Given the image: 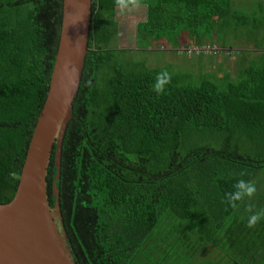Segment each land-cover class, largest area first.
<instances>
[{"label":"trees","instance_id":"obj_1","mask_svg":"<svg viewBox=\"0 0 264 264\" xmlns=\"http://www.w3.org/2000/svg\"><path fill=\"white\" fill-rule=\"evenodd\" d=\"M145 5L137 31L150 39L180 44L186 35L187 45L203 47L245 38L261 53L244 57L241 80L223 90L180 76L186 81L172 77L157 96L152 85L162 70L122 58L129 50L102 47L114 35L118 8L114 0H92L89 52L57 182L76 264H130L148 247L160 250L158 235L169 228L192 234V251L213 244L226 254L231 241L222 228L230 240L236 220H248L237 212L242 202L232 208L225 194L264 170V2L245 13L233 0ZM62 9L63 0H0V204L16 193L47 97ZM54 151L46 179L51 207Z\"/></svg>","mask_w":264,"mask_h":264},{"label":"water","instance_id":"obj_2","mask_svg":"<svg viewBox=\"0 0 264 264\" xmlns=\"http://www.w3.org/2000/svg\"><path fill=\"white\" fill-rule=\"evenodd\" d=\"M91 21L92 0H63L47 97L28 145L16 193L10 202L0 204V264H76L62 220L57 182L63 139L73 118V104L89 52ZM54 148L57 172L51 207L46 179Z\"/></svg>","mask_w":264,"mask_h":264},{"label":"rangeland","instance_id":"obj_3","mask_svg":"<svg viewBox=\"0 0 264 264\" xmlns=\"http://www.w3.org/2000/svg\"><path fill=\"white\" fill-rule=\"evenodd\" d=\"M257 1L233 0V5L238 11L245 13L252 11L257 5ZM260 1L264 2V0ZM130 14L131 12L119 14V18L125 17L123 20H126V22L123 20L119 21L116 16L114 17L117 23L114 28V35L111 41L108 44H102V47L117 49L122 47L123 43L121 41L124 40L131 43L133 48L129 50L130 52L124 53L122 58L127 61L142 63L148 68L167 70L172 77L186 76L191 84L192 80L198 83L201 79H205L217 84L220 90H223L228 83L241 80V78H236V76L239 72L240 61L244 57L249 60V58L258 56L261 53V51H257L254 48L251 40L246 41L245 38L235 39L234 37H229L228 41L230 43L228 45L225 44L226 46L207 42L208 44L203 47H197L187 45L189 43L188 37L183 35L180 38V44L174 42L166 44L168 43L166 39H150L146 33L135 30L132 27L134 24H131L134 20ZM179 79L180 81L181 79L186 81V78ZM164 226L165 223L161 225L160 229ZM179 234L177 228L163 230L158 235L160 250L148 247L135 255L130 264H225L224 261L226 260L212 258L211 255L213 253L207 259L192 258V234H184L183 236H179ZM155 239H157V236ZM153 243L156 242L153 241ZM227 252L226 255L232 258L235 257L237 261L244 264L250 261L256 264H264V259H246L244 254L240 258L241 253L230 252V249ZM243 253L249 255L246 252ZM251 255H253V252L250 253ZM260 255L264 257V251Z\"/></svg>","mask_w":264,"mask_h":264},{"label":"crops","instance_id":"obj_4","mask_svg":"<svg viewBox=\"0 0 264 264\" xmlns=\"http://www.w3.org/2000/svg\"><path fill=\"white\" fill-rule=\"evenodd\" d=\"M129 12H131L130 15L131 17H133V20H134V22L131 23V24H134L132 27H134L135 30H137L138 24L146 21L147 19V5L139 9L131 10ZM119 14L121 13L117 9L116 11L117 19H119V21H122L123 19H125V17L119 18ZM123 21L126 22V20H123ZM121 42L123 43L122 47H119L117 49L132 50L133 47L131 46V43H128L124 40ZM166 44H169V42ZM253 182L255 183L256 189H257L255 196H253L251 199L246 198L244 201H242L241 206L237 210V212H239V215L241 213V216L243 217V220L241 221H247L249 216L253 212L264 210V170H261L257 173ZM250 208H251V211H249ZM247 223L240 224L239 220H236L233 227L231 226V229L229 230L230 232H228L229 236L231 237L230 240L226 238L225 236L224 227L222 228L220 235L222 238H224L225 241L226 240H228V242L231 241L230 243L231 245L228 246L230 249V252L232 251L237 252L236 254L241 253L240 258H242V254H244V257L246 259L247 258H250L252 260L253 259H264V257H261V255L259 256V254L262 251H264V220H261L260 223H258L254 228H251V229L247 227ZM232 228H233V231H232ZM223 242L224 241H222V244ZM226 244H227V241H226ZM243 252H246L249 255ZM252 252H253V255L250 256V253ZM192 253H194L193 257L196 259H200V258L207 259L210 256V254L213 253V255H211L212 258L219 259V260L220 259L226 260L224 261L225 263L228 261V259H232L234 260L232 264H244L243 262L237 261L235 257L232 258L231 256L226 255L222 249L216 248L213 244H208L203 249H200L198 251L193 250ZM247 264H256V263L253 261H250Z\"/></svg>","mask_w":264,"mask_h":264},{"label":"clouds","instance_id":"obj_5","mask_svg":"<svg viewBox=\"0 0 264 264\" xmlns=\"http://www.w3.org/2000/svg\"><path fill=\"white\" fill-rule=\"evenodd\" d=\"M116 7L121 14H125L134 9L145 6V0H114ZM172 76L167 70L159 72L152 85V90L157 96L166 94L168 85L171 84ZM244 173H241L243 176ZM232 192L225 194V202L232 208H236L238 202L244 201L246 198L251 199L256 194V185L252 181L239 179L233 186ZM251 211V208L249 209ZM264 220V210L253 212L249 218L247 227L254 228L258 223Z\"/></svg>","mask_w":264,"mask_h":264}]
</instances>
